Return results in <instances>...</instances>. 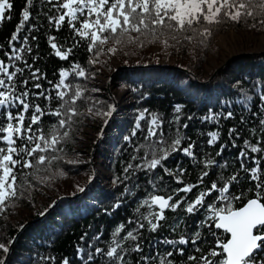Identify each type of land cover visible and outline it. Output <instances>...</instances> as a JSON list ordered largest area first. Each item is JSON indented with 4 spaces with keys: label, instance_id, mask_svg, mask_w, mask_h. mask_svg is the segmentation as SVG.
<instances>
[{
    "label": "trees",
    "instance_id": "trees-1",
    "mask_svg": "<svg viewBox=\"0 0 264 264\" xmlns=\"http://www.w3.org/2000/svg\"><path fill=\"white\" fill-rule=\"evenodd\" d=\"M10 2L13 4L11 18L0 21V61L10 73L17 68L22 71L16 72L12 81H7L2 73L0 78L5 79L8 87L15 84L13 95L27 92L24 100L30 107L25 112L19 100H13L9 107L0 106L3 113L0 124L6 127L8 122L14 126L18 123L7 121L11 112L17 117L23 114L26 127L29 117L35 114V107L39 106L43 112L40 122L32 125V132L26 135L46 134L51 139L50 130L55 126L61 138L54 151L39 153L55 157L51 163L46 161L33 168L17 165L14 170L17 196L0 206V243L13 244L6 264H63L65 259L68 264H113L106 255L95 253L97 248L106 253L115 246L113 240L124 249L118 251L126 264H160L162 260L164 264H195L188 256L201 255L195 251L197 246L210 250L215 238L209 232L208 224L212 222L207 219L206 208L200 207L189 214L185 210L187 202L205 191L206 186L210 188L221 176L224 182L237 176L231 191L237 195L243 192L245 196L250 195L249 188L257 183L251 178L252 169L264 179V124L260 123L264 119V99H261L264 97V55L235 58L207 84H201L203 68L209 57L219 55L215 46L217 36L229 32L264 35V24L260 23L264 15L258 12L255 18L242 17L239 22L226 17L220 23L202 21L183 31L157 27L155 36L129 31L112 37L105 32L102 34L108 37L105 43L92 44L90 36L82 37L76 29L81 28L83 19L94 17L77 13V19L71 24L69 15L57 23L59 16L67 12L60 6L67 0H32L31 5L26 0ZM25 8L29 11L28 21H23ZM21 22L24 27L17 32ZM205 29L210 35L201 34ZM12 35L17 36L15 41L11 40ZM53 43L56 49L52 48ZM106 45L113 46L114 56L126 67L112 76L110 89L124 94L125 105L118 106L107 127L105 123L110 117L103 114L112 101L106 89L95 84L93 78L99 73L98 68L112 74L105 55ZM155 47H159L163 61L174 60L179 66L150 67L153 65L151 49ZM57 50L66 53L67 58L57 56ZM17 55L20 60L15 59ZM81 69L85 73L83 77L78 75ZM183 70L194 73L197 82ZM61 71L67 72V77H61ZM61 79L68 87H56ZM76 90L82 93L73 105L77 115L69 113L70 126L59 128L58 120L65 117L53 114L58 110L63 113L64 101L59 99L58 93L65 92V100H68ZM141 113L144 120H139ZM153 116L158 118L157 136L145 139ZM138 121L139 129L136 128ZM94 125L100 132L105 127L104 143L95 149V159L107 171L110 186L95 182L80 194L81 191L71 189L70 184L90 167L89 160L81 159L80 147L84 130ZM65 131L67 137L62 136ZM211 133L217 134V140L209 143ZM6 135L0 133V147L7 148ZM177 135L183 137L180 150L169 151L167 159L155 169L145 167V154L151 159V150L146 145L157 143L167 150ZM13 138L17 140L16 147L26 146L19 134H14ZM161 140L167 143L160 145ZM248 145L261 151L253 153ZM189 147L191 156L183 152V148ZM242 152L247 155L241 156ZM209 160L212 164L205 168ZM242 164L249 171L245 172ZM181 169L184 174L178 176ZM204 171L208 176L201 182L199 177ZM188 184L197 187L188 193L174 191ZM151 195L165 198L172 195L173 201H182L176 211L164 210L165 220L159 221L160 227L155 232L144 219L160 211L154 205L144 204L145 200L150 203ZM64 196L67 198L47 212L51 204L44 206L45 201L54 202ZM217 196L216 192L206 196L205 203L216 202L218 207L223 206L214 201ZM233 206H240V202L233 201ZM153 222H156L154 218ZM117 229H120L118 234ZM212 230L222 234L215 228ZM129 231L137 237L135 241L126 238ZM197 232L200 239L194 245L191 241L196 239ZM181 237L189 243H164L165 240L178 241ZM137 244L142 251L132 250ZM180 249L184 250L183 255ZM169 252L171 256L167 255ZM89 253L94 254L92 260H88ZM0 257L5 259L2 250Z\"/></svg>",
    "mask_w": 264,
    "mask_h": 264
},
{
    "label": "snow or ice",
    "instance_id": "snow-or-ice-1",
    "mask_svg": "<svg viewBox=\"0 0 264 264\" xmlns=\"http://www.w3.org/2000/svg\"><path fill=\"white\" fill-rule=\"evenodd\" d=\"M27 4L31 5L32 0H26ZM51 2V0H49ZM62 8L67 9V12L60 15L57 23L64 21L65 16H71L69 23L77 19V13L86 15L88 17H94L92 19L85 18L82 21L81 28L76 29L77 34L86 37L90 36L91 43L96 44L98 41L103 44L107 41L108 37L102 35L107 32L112 37H115L118 33L123 34L129 31L141 33L144 35L155 36L156 28H167L173 31H183L187 28H191L193 24H200L202 21L208 24L220 23L223 18L228 20L239 22L242 17H253L260 14L264 15V0H67L60 5ZM13 8V4L10 0H0V21L10 19V12ZM9 13L8 16L5 14ZM29 20V11L27 8L23 11V21ZM261 24H264V19L260 20ZM254 26V25H253ZM24 27L23 22L17 28V32ZM75 28L76 26L73 25ZM94 29V30H93ZM202 35H210L208 29H205ZM16 35H12L11 40L15 41ZM53 49L57 48V45L53 43ZM15 52L16 49H13ZM57 56L61 59H66L67 54H62L59 50L56 52ZM11 59V57H10ZM16 60H20L19 55L15 56ZM77 68L79 66H76ZM75 70V69H74ZM22 70L17 68L16 72ZM16 72H9L8 67L0 61V73L6 77L7 81H12ZM35 75V73H33ZM68 73L61 71V77H67ZM78 75L83 77L84 71L81 69ZM65 86L64 79L60 80L59 85L56 87ZM39 87V85H37ZM15 84L8 87L5 79L0 78V89H6V91H0V106L9 107L13 105V100H19L23 107V110L27 112L29 110V103L25 102L24 98L28 96L27 92H23L20 95H13ZM80 90H76L72 96L65 100L66 93L59 92L58 96L64 103L61 105V111H56L53 114L60 117L62 114L65 118L58 120L59 128H64L66 124L70 126L71 116L77 115V111L73 108L76 101L81 97ZM251 99V97H248ZM264 99V97H261ZM19 107V105H16ZM115 111V106L110 105L109 110L103 115L111 117ZM176 111L179 112L180 108L177 107ZM34 113L29 119L30 123L25 127L23 114L14 116L11 112L7 115V121L16 120L18 123L14 126L13 123L8 122L6 127L0 124V133H7L4 140L7 143V148L0 147V206H4L11 198L17 196V174L14 171L16 166L21 168H33L38 165H44L46 161L51 163V159L55 157H46L39 153H46L50 150L54 151L56 145L59 143L61 134L55 129V126L50 130L51 139L46 134L41 135H26L32 132V125L38 124L43 115L42 109L36 106ZM71 113V116L68 114ZM40 114V115H37ZM3 113H0L2 116ZM232 113L229 112L228 116ZM144 114L141 113L139 120H144ZM261 124H264V119H261ZM158 125V118L152 117L151 126L148 127L147 136L145 139L157 136L155 126ZM141 127L139 121L136 124V128ZM187 127V125H184ZM14 134H19V139L26 141V146L16 147L17 140L13 138ZM136 135L135 132L132 133ZM212 143L217 140V134L211 133ZM63 137L68 136V132L62 133ZM183 137L177 135V137L168 145L167 150L162 147H158L157 143H151L146 145L150 149L151 159L148 160V153L145 154L147 163L145 167L155 169L158 165H161V161L167 159L169 151L180 150L181 140ZM125 139H128L127 137ZM39 141V142H37ZM160 145L167 143L166 141H159ZM247 145L248 142L245 141ZM253 153L260 152L261 149L255 146H251ZM191 147V146H190ZM189 148H183V152L191 156L192 153ZM241 156L247 154L242 152ZM15 156V158H14ZM25 157H31L32 159H26ZM212 161L209 160L205 163L207 168ZM128 167H131L129 165ZM245 172L249 171L241 165ZM127 168L125 171L127 172ZM165 171H167L165 169ZM252 180L257 181L253 186L249 188L250 195L245 196L243 192L239 195L231 191L233 183L237 181L238 177L233 175L228 178L226 182L225 178L221 176L217 182H212L210 188L206 186L205 191H200L194 200L187 202L186 212L189 214L198 211L200 207L206 208L209 213L207 219L212 223L208 224L210 234L215 238L210 245V250L205 251L203 248L197 246L195 251L200 253V256L190 255L188 260L194 261L195 264H264V179H261L257 175V170L252 169ZM184 174V170L181 169L177 175ZM208 176V172H202L199 180L203 182L204 177ZM178 183H183L179 181ZM197 187L195 184H188L180 189H176L177 193L191 192L193 188ZM83 191V189H81ZM213 192L218 193L217 197H214V201H218L223 206L218 207L216 202L205 203V197L212 195ZM233 201H239L240 206L234 207ZM181 200L173 201V196L168 195L167 198L161 195H151L150 203L148 200L144 201V204L159 206L160 211L156 213H150L149 216H145L144 219L148 221L150 230L155 232L159 225V221L165 220L164 210L166 208L176 211L180 206ZM152 217V218H150ZM153 218L156 222H153ZM123 227V225L121 226ZM143 228L144 225L140 224ZM222 230V234L212 229ZM120 229H117V234ZM196 239L192 240V244H196L200 239V233L197 232ZM126 238H131L133 241L137 239L133 235L132 231L127 233ZM12 241L9 242V244ZM165 244H188L189 241L183 237L177 240H165ZM115 246L110 247L105 253L103 250L97 248L96 254L106 255L113 261V264H126L124 256L120 254V251H124L121 244L118 241L113 240ZM0 250L3 251L5 256L9 252V246L4 243H0ZM134 251L140 252L143 249L137 244ZM79 251V250H78ZM180 254H184V250H179ZM171 256L172 253H167ZM94 258L93 253H89L88 260ZM143 259L147 260V257ZM0 264H5V259L0 257ZM63 264H68L67 259L63 261ZM87 264V262H85ZM160 264H164L162 260Z\"/></svg>",
    "mask_w": 264,
    "mask_h": 264
},
{
    "label": "rangeland",
    "instance_id": "rangeland-1",
    "mask_svg": "<svg viewBox=\"0 0 264 264\" xmlns=\"http://www.w3.org/2000/svg\"><path fill=\"white\" fill-rule=\"evenodd\" d=\"M215 46L219 50V55L217 58L209 57L207 59L203 68V76H202L203 81H201L202 83L207 81L212 75V72L216 68L224 64L230 57L242 53L259 54L264 52V35L254 36L251 33L236 34L234 32H229L217 36L215 41ZM104 50H105L106 58L109 64L111 65L113 71L114 69L119 68L121 64L114 56L113 46L106 45ZM151 52L153 55L152 64H157V65L159 64L162 66H167V65L179 66V63L174 60L163 61L160 57L159 47H155L151 49ZM98 71L99 73L93 77L94 82L95 84H98L100 87L106 89L111 73L110 72L106 73V71L101 70V68H98ZM111 92L118 100L117 108L120 104L125 105L124 94H116V92L113 90H111ZM112 106H113V102H112ZM103 131L104 128L102 129V132ZM102 132H100V130L97 128L96 125H94L91 128H86L84 130L83 141L81 142V147H80V150L83 152H81L80 157L82 160H89L90 167L84 171V174L77 176L73 180L72 184H70L71 189L81 191V189H84L91 180H93L92 183L100 182L108 187L110 186L107 171L105 170L102 163L97 159H95V155H96L95 152L92 153V149H95L100 144L104 143L103 136L101 137ZM96 170H99V175L96 174L95 172ZM51 202L45 201L44 206H48V204H51Z\"/></svg>",
    "mask_w": 264,
    "mask_h": 264
},
{
    "label": "water",
    "instance_id": "water-1",
    "mask_svg": "<svg viewBox=\"0 0 264 264\" xmlns=\"http://www.w3.org/2000/svg\"><path fill=\"white\" fill-rule=\"evenodd\" d=\"M264 55V52H262V53H259V54H256V53H242V54H239V55H235V56H232V57H230L224 64H222L211 76H210V78L207 80V81H205V82H203V83H201V84H207V83H209V82H211L212 81V79L216 76V74L217 73H219L225 66H227V64L230 62V61H232V60H234L235 58H237V57H256V56H263ZM150 67H162V65H151ZM122 68H126L125 66H120L119 68H116V69H114V71L112 72V74H111V76H110V78H109V81H108V84H107V87H106V91H107V93H108V95H109V98L112 100V102H113V106H115V111L117 110V105H118V100H117V98L113 95V93L111 92V89H110V84H111V80H112V76H113V74L115 73V72H117L118 70H120V69H122ZM164 68L165 69H171V68H174V66H172V65H167V66H164ZM183 72H185V73H187L188 75H190L191 76V78L194 80V81H196L197 82V78H196V75L194 74V73H191V72H189V71H187V70H183ZM199 83V82H198ZM115 111L112 113V115L111 116H113V114L115 113ZM111 120V117L107 120V122H106V124H105V127H107V125H108V123H109V121ZM105 127H104V129H105ZM104 132V131H103ZM103 132H102V134H103ZM92 182H93V180H91L89 183H88V185L83 189V191H81V193L80 194H82L85 190H86V188L89 186V185H91L92 184ZM67 197H65V199H66ZM61 199H57V200H55L52 204H51V206L47 209V212L49 211V210H51L52 208H54L55 206H56V204L60 201ZM157 209H159V206H157V205H154ZM160 210V209H159ZM44 215H45V213H44ZM43 215V216H44ZM217 230H219V231H221L222 232V230H220V229H217ZM17 237V236H16ZM12 247H13V244L12 245H10L9 246V252H8V254L5 256V264L7 263V261H8V258H9V256H10V254H11V250H12Z\"/></svg>",
    "mask_w": 264,
    "mask_h": 264
},
{
    "label": "bare ground",
    "instance_id": "bare-ground-1",
    "mask_svg": "<svg viewBox=\"0 0 264 264\" xmlns=\"http://www.w3.org/2000/svg\"><path fill=\"white\" fill-rule=\"evenodd\" d=\"M154 65H157V64H154ZM158 65H159V64H158ZM218 68H219V67H218ZM218 68H216V69L212 72V74H213ZM101 137H102V135H101ZM98 142H99V141H98ZM95 149H96V148H95ZM95 149H92V153L95 152ZM95 172H96L97 175H99V170H96ZM65 197H66V196H64V197H62V198H58V199H61V200H62V199H65ZM56 200H57V199H56ZM52 203H53V202H52ZM52 203H51V204H52Z\"/></svg>",
    "mask_w": 264,
    "mask_h": 264
}]
</instances>
